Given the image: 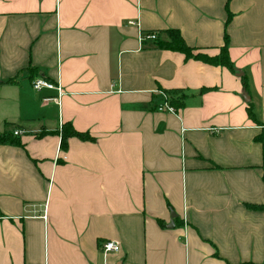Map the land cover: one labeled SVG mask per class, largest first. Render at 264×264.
<instances>
[{"label": "crops", "instance_id": "crops-1", "mask_svg": "<svg viewBox=\"0 0 264 264\" xmlns=\"http://www.w3.org/2000/svg\"><path fill=\"white\" fill-rule=\"evenodd\" d=\"M263 127L264 0H0V264H264Z\"/></svg>", "mask_w": 264, "mask_h": 264}, {"label": "trees", "instance_id": "trees-1", "mask_svg": "<svg viewBox=\"0 0 264 264\" xmlns=\"http://www.w3.org/2000/svg\"><path fill=\"white\" fill-rule=\"evenodd\" d=\"M229 19V18H228ZM166 37L160 38V35H157L156 40L152 41L153 45L156 46L158 49H164V50H170V51H178L182 54H184L186 59H197L202 62H207L211 65L215 66H225L229 68L231 71H234V68L232 66V63L230 62V59L228 58V36L227 33H224L223 37V43L224 45L220 48L219 55L216 57H209L206 54H193V49L186 45L185 42L182 39V36L178 30H166ZM243 86L245 89V92H247V86H246V80L243 78ZM168 98V103L171 104L175 109L183 106L184 100L186 99L187 95L186 93L181 89L172 90L166 93ZM247 115L249 117L254 119V115L252 114L251 106L247 108ZM61 141H60V147L66 148L67 140L70 137H78L81 140L84 141H90L94 138L87 133L79 132L76 130H73V128L68 125L62 126L61 129ZM257 142H259L262 145V157L264 159V127L262 128V132L259 136L256 137ZM3 144H10V145H21L20 138L18 136H13L11 132L3 131V133H0V145ZM258 208L262 211H264V205L258 206Z\"/></svg>", "mask_w": 264, "mask_h": 264}, {"label": "built area", "instance_id": "built-area-1", "mask_svg": "<svg viewBox=\"0 0 264 264\" xmlns=\"http://www.w3.org/2000/svg\"><path fill=\"white\" fill-rule=\"evenodd\" d=\"M157 34L154 32H148L145 34H141L139 35V42H145L146 40L148 41H154L156 40ZM31 85L32 88H34L35 90L39 91L42 89H52L54 91H56L57 96L56 97H52V98H45L46 100H53L55 102H59V99L61 97V95L63 94L61 91V86L58 82L54 83L49 81L48 79H45L41 76H36L34 78H32L31 80ZM164 102L162 103L161 106L157 107V111H167V112H176L177 109H175L171 104L168 103V98L167 95L164 93ZM22 131L21 130H14L12 132L13 136H17L19 134H21ZM99 250L100 252L103 253V255H109V253H118L120 252V245L118 242L114 241V240H108V241H103L99 243Z\"/></svg>", "mask_w": 264, "mask_h": 264}, {"label": "water", "instance_id": "water-1", "mask_svg": "<svg viewBox=\"0 0 264 264\" xmlns=\"http://www.w3.org/2000/svg\"><path fill=\"white\" fill-rule=\"evenodd\" d=\"M238 74L241 75L242 73H238ZM244 100L247 101V102H249V97L247 95H245L244 96ZM174 216H175L174 213L171 212V223L169 224V227H173V225H174L173 224V220H172Z\"/></svg>", "mask_w": 264, "mask_h": 264}]
</instances>
